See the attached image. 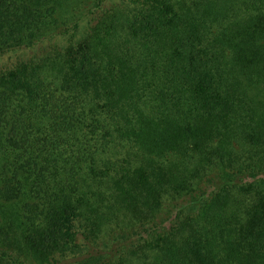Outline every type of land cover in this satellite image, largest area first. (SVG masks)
<instances>
[{
	"label": "trees",
	"instance_id": "1",
	"mask_svg": "<svg viewBox=\"0 0 264 264\" xmlns=\"http://www.w3.org/2000/svg\"><path fill=\"white\" fill-rule=\"evenodd\" d=\"M0 264H264V0H0Z\"/></svg>",
	"mask_w": 264,
	"mask_h": 264
}]
</instances>
